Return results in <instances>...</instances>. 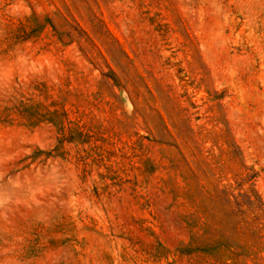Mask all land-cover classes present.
Wrapping results in <instances>:
<instances>
[{
    "label": "rangeland",
    "instance_id": "rangeland-1",
    "mask_svg": "<svg viewBox=\"0 0 264 264\" xmlns=\"http://www.w3.org/2000/svg\"><path fill=\"white\" fill-rule=\"evenodd\" d=\"M0 264H264V0H0Z\"/></svg>",
    "mask_w": 264,
    "mask_h": 264
},
{
    "label": "trees",
    "instance_id": "trees-1",
    "mask_svg": "<svg viewBox=\"0 0 264 264\" xmlns=\"http://www.w3.org/2000/svg\"><path fill=\"white\" fill-rule=\"evenodd\" d=\"M117 43H118L119 45H121V43H120L119 41H118ZM125 54H126V53H125ZM126 55H127V54H126ZM127 57H128V55H127Z\"/></svg>",
    "mask_w": 264,
    "mask_h": 264
}]
</instances>
